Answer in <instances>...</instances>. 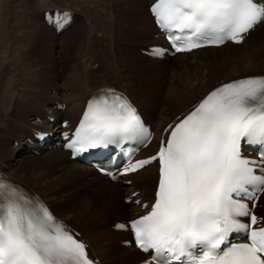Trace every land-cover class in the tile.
Returning <instances> with one entry per match:
<instances>
[{
    "label": "snow or ice",
    "instance_id": "1",
    "mask_svg": "<svg viewBox=\"0 0 264 264\" xmlns=\"http://www.w3.org/2000/svg\"><path fill=\"white\" fill-rule=\"evenodd\" d=\"M150 11L177 53L241 44L264 22L258 0H155ZM165 132L155 155L133 162L130 152L117 173L101 169L115 180L158 162L153 202L143 204L150 210L116 227L151 256L145 264H264V226L248 203L255 207L264 192V151L258 159L243 151L245 144L264 148V75L214 88ZM64 136L76 155L143 146L151 131L126 96L108 90L88 101L75 131ZM138 195L128 202L140 205ZM240 233L246 242H232ZM79 236L39 198L0 177V264H97Z\"/></svg>",
    "mask_w": 264,
    "mask_h": 264
},
{
    "label": "bare ground",
    "instance_id": "2",
    "mask_svg": "<svg viewBox=\"0 0 264 264\" xmlns=\"http://www.w3.org/2000/svg\"><path fill=\"white\" fill-rule=\"evenodd\" d=\"M38 1L39 3L37 5V8L44 5V0H38ZM87 1H93L98 5L105 4L104 0H87ZM147 1L148 0H143L142 4L138 6L136 0H131L132 8H131L130 16L131 15L139 16V14H142L143 7ZM2 2L3 0H0V6ZM11 3H13V0H8V4L6 5L5 3V5L8 6ZM69 3L71 4V2ZM82 5H83L82 3L79 4V7H81ZM54 6L56 5L54 4ZM14 7L12 9H14ZM71 7L73 8L72 4ZM1 9L2 7L0 8V128L6 131L7 134H9L11 137L15 136V141L13 140L14 141L13 146L14 144H16V146L14 147L17 148L22 155L29 157L25 159H18L16 163L13 164L12 166L1 164L2 163L1 161H3V159L7 155H9V151H8L9 144L5 140L0 139V162H1L0 173L6 175L7 177H9V179L15 181L16 183L22 184L27 189L39 195V197L43 199V201L46 203L50 211L53 212L61 220L66 222L65 219L67 218L65 217V215L67 214V212H69L70 216H68V218H72V220H76V223L82 222V224L80 225H77L76 223L74 224L82 229V231L79 230L78 231L81 233L82 238L85 239L87 243H89L91 254L93 253L101 261L102 264H131V263L137 264L139 261L144 260L145 256L139 254L132 247L125 248L119 245L120 242L124 240L125 237H127L126 235L128 234L126 233L121 234L118 232H114L112 230L106 232L104 231L103 227L100 226L99 224L100 222L106 223L107 220L112 217L111 219H114V222H112L111 225H114V223L117 221H121L123 219H128V218L130 219L137 216L139 213L141 214L142 212L140 211V206L136 208L133 204H131L128 210L127 205H125L123 202L119 203V195L121 197H128L133 192H139L138 193L139 195L136 196L134 199H141L142 202L151 199L153 189L157 183V167L149 166L147 168L142 169L139 172H136L128 179L132 181L131 184L129 186L122 187L119 186L118 184L109 182L105 177H101L95 174L93 170L83 166L82 164H79L78 162L70 161L68 158L69 156L68 153L66 154L67 158L64 159L65 152L61 151L60 149L57 150L51 148L50 150L52 152L48 153V151L44 152L45 150H47L46 145L40 146V144H37L34 147L35 150L38 149L40 153L42 152L47 153L43 155V157H46L44 159L46 160L45 164H49L47 166H51L52 164L58 165V167L56 166L54 167L53 175L45 174V172H43L42 174L38 173L36 174V176L33 175L27 178H22L24 180H19L18 177H15L14 175H17V173L21 171V168L27 166V163L31 162L29 158L32 157L30 155H26L23 152V148L27 147L26 139L27 138L32 139V131L34 129H37L38 127L37 119H40L42 121L43 119L46 118V116L55 117V119L61 118L62 120L63 119L71 120L72 123H75L83 112L86 100L91 96H96L97 94L109 89H117L129 95L131 101L138 107L139 111L142 112L143 116L145 117V121L152 126L153 130L157 134H159L161 132L160 131L161 129H163L166 125L172 122L173 119L179 116L178 115L179 113L181 114V112L185 113L189 111V109L198 100H200L203 96H205L214 86L220 84V81L223 80L224 82H227L230 80H235L248 76L264 75V73L262 72L255 73L260 71L261 69L250 68V67L247 68V66H244L243 62L245 58L240 57L241 53H234L232 56H229L228 53L227 54L221 53V55L219 56L213 55L212 59L206 57L208 55L215 54V51H219L220 49L222 50V48L228 45L232 46L233 47L232 49H239L243 47L246 48V44L248 41V40L246 41L247 38L243 41V43H241L242 45V46L240 45L241 47L233 46L227 43L217 49H201V50H196L194 52H190L188 54L175 55L172 60H175L177 57L181 59L175 60V61H179V63L178 64L176 63L172 67V69L175 71V73L179 75H176L174 80H172L174 77L170 80L171 82L170 84H168L167 91H164V87L162 86L157 90L156 87H153L154 85L152 86V84L150 83L149 87L151 89L150 94L152 95V100L150 105L146 107L144 105L146 104V101L145 100L142 101L143 96L142 97L139 96L133 78L140 79L141 76L144 74V72L140 70V68L142 69L141 65L144 64L143 66L145 68L150 69L152 72H156L159 69H161L163 65V64L158 65V62L162 63L164 60L158 61L146 56L143 53V51L146 50V47L145 48L142 47L143 50H140L142 57H138L135 54L136 52L134 51L135 49L134 47H136V40L138 41V38H143L144 35H146L147 37L149 32L157 33L152 20H151V27L149 28L148 26H146L147 29H142L141 32H140L141 29L140 27L138 28V30L136 27H128L130 28L129 35L131 36H128L130 39L128 40L126 39V40L128 42L130 40L132 43L130 42L128 43L126 42V40L124 41L120 37L121 40H118L119 41L118 45L120 49L118 50H115L114 48L115 43H113V47L111 46L112 42L114 41L113 39L115 38L114 37L115 32H113L110 28V21L108 22V25L104 26L105 21L102 20L103 25L101 26L100 31H102L101 34L106 36V39L104 41L98 40V45H100L98 60H100V58L103 59V57L106 58V60L107 59L110 60V62L105 61L108 64L107 69H105L106 72L101 71V72L93 73L92 77H89L90 75L89 76L83 75L81 77L80 74H74V73L68 74V76L65 79H61V78L58 79V77H56L55 79L57 80L50 82L48 85L45 84L47 80L46 78H45V82L43 80L39 84L34 80V77L31 75V73L28 70L29 68H31V64L29 60L27 61V58H26L27 63L24 60H21L19 62L17 60H15L16 62L12 61L13 58H11L10 56L11 53L13 54L14 51L17 49L16 47L18 46L17 44H19L20 41L22 40L20 35L21 33L19 34V32L22 31L18 32L17 30H14V27L17 28V26L14 25L12 26L11 23H9L10 21L8 22L10 25L7 23L8 21L7 19L9 17L7 14L8 10L6 11V15H5L1 11ZM35 10H36L35 12L38 13L42 9H35ZM52 10H65L73 15V21L67 30L55 34L51 29V32L55 36H58L59 38L65 33H68L70 29L73 28V25L76 21L79 22L82 19L85 20V18L87 17L86 11L79 12L77 10H72L67 7L53 8ZM45 11H50V10H43V12L41 13V21L43 26H46L49 29V27L44 23L43 20V14ZM102 15H104V18H107L105 14H102L100 12V16ZM134 19H138V17L137 18L135 17ZM146 20L149 21V19L147 18ZM27 22L29 21L27 20ZM263 25L264 22L259 23L258 27L255 28L253 32L249 33L247 37H250L252 33L258 31V29L261 28ZM138 32H140L139 36L136 37L135 34ZM64 45L65 44L63 43L62 45L63 49H64ZM153 45H157V44H148V46H153ZM127 46H130V48ZM29 48L27 47L25 51L28 52ZM190 55H191V59H193V61L191 62L185 59L186 56H190ZM111 61L114 64H112ZM138 62H141L142 64L137 65ZM134 63H136V66L133 65ZM21 65L26 66V68L22 66L23 69L25 68L26 70L25 74L24 72L21 71ZM227 67H229V70L225 72L227 70L225 68ZM167 68L170 69L171 66H167ZM128 71H132L133 75H135L136 77L131 75L129 76ZM212 71L216 73L211 74ZM261 71H264V69H262ZM78 73H80V71ZM13 74H15V77L13 76ZM223 74L225 75L223 76ZM100 76L101 78L98 80V77ZM212 79L214 81L213 85L211 83ZM145 81H148V79L146 78ZM24 87H26L27 89L26 88L24 89ZM57 87L64 88V90L66 89L69 92L67 95H65V98H63V100L61 98V95H58V93H57L58 96L56 95L57 97L56 96L53 97L46 94V91L48 89L57 91ZM46 96L53 98V101L51 104H49L48 109H45L46 108L45 106L40 105V102L44 100ZM160 100H164V105L161 109L155 104L156 102L158 104V101ZM57 104H64L65 109L63 111L54 110V107ZM50 107L52 108L51 111H50ZM12 109H14V113L16 115L13 117V119L20 127L19 131H17V128L14 127L13 125H9V122L6 121V118H8V114ZM150 109H152L153 111ZM174 110H179V112H177L176 114L174 113L172 116H169V113L171 114V112H173ZM47 111L48 112L50 111V114H48ZM30 116L31 117L33 116L32 121L29 120ZM49 128L50 127H44L43 129L47 130ZM56 128L58 127L53 126L52 130H55ZM156 150H157V144L156 142H152L149 146H147L146 152L143 154V156H150ZM56 158H58V160ZM55 160H57V163H54ZM45 168L44 170H46ZM66 182L71 183L73 185V189L75 188L78 189L79 194H86V195L96 194L97 196H100L101 199L105 198L106 201L105 200L101 201L99 199L98 201H100V203L97 202L98 204H96L92 202L91 200L93 199L92 196L88 197V199H83L81 196H79V199L81 201L75 202L76 197L78 196L71 189L72 187L70 188L69 186H61L64 185ZM108 188H112V189L109 190ZM82 190H85L86 192L83 193ZM62 192H64V194H62ZM45 194L50 195L52 199H46L44 196ZM262 196H264V192L261 195V197ZM70 201H73L74 203L71 204ZM52 203L63 205L62 209L59 210L54 208L52 206ZM97 208L98 210L95 211V209ZM63 210H66L67 212L64 213ZM93 210L95 212H93ZM108 210L111 213L110 218H107L105 215L106 211ZM262 213L264 214V209L262 210ZM68 220L69 219H67V221ZM88 226H91L93 232L92 229L90 230L88 228ZM113 236H120L121 238L119 240L117 239L116 241H113ZM115 246L118 252L117 254L118 256L114 255L113 253Z\"/></svg>",
    "mask_w": 264,
    "mask_h": 264
},
{
    "label": "rangeland",
    "instance_id": "3",
    "mask_svg": "<svg viewBox=\"0 0 264 264\" xmlns=\"http://www.w3.org/2000/svg\"><path fill=\"white\" fill-rule=\"evenodd\" d=\"M4 2L6 3V5L8 4V0H7V2H6V0H3L0 8L2 7L1 11L5 15H6V11L8 10L7 14L9 17L7 16L8 19L6 17V19L8 20L7 23L10 21L9 23H11L12 26L13 25L17 26V28L14 27V30H17L18 32L22 31V32H19V34L21 33L20 35H21L22 40L20 41L19 44H17L18 45V46H16L17 49L14 51L13 54L11 53L10 57L14 59V60L12 59V61L17 60L18 62L21 60H24L27 63V61L29 60V62L31 64V68H29L28 70L31 73V75L34 77V80L38 84L41 83L43 80L45 82V78H46L47 80H46L45 84L49 85L50 82L57 80V79H55L56 77H58V79L59 78L65 79L68 76V74H73V73L74 74H80L81 77L83 75H88V76L90 75L89 77H92L93 73H97V72H101V71L106 72L105 69H107L108 64L105 61L110 62V60H108V59L106 60V58H104V57H103V59H101L99 57L100 60H98V53L100 51V45H98V40L104 41L106 39V36L101 34L102 31H100L101 26L103 25L102 20L105 21L104 26L108 25V22L110 21V28L113 32H115L114 37L116 39L114 38L113 39L114 41L112 40L113 42L111 45L113 47V43H115V47H114L115 50L120 49L119 45H118V42H119L118 40H121L120 37L124 41L126 39L127 40L130 39L128 37V36H131V35H129L130 34V28H128V27H136L137 30L140 27L141 28L140 32L142 31V29H147L146 26H148L149 28L151 27V18H149L150 16H148L149 14H148V8H147L149 1H147L145 3V5L143 4L144 7L142 10V14H139V16L138 15H133V16L131 15L130 16L131 8H132L131 0H112V1L111 0H104L105 4H107V5H105V4L98 5L97 3L93 2V1H87V0H71V1L70 0H66V1L65 0H49V1L44 0V5L39 7V8H37V5L39 3L38 0H13V3L9 4L10 6L9 5L6 6ZM69 2H71L73 8L71 7V4ZM142 2H143V0H136V3L138 6L141 5ZM64 3H65V5H64ZM81 3L83 4L81 6L82 8L79 7V4H81ZM54 4L56 6H54ZM7 7H9V8H7ZM13 7H14V9H12ZM66 7L69 9H72V10H77L79 12H85L86 11L87 17L85 18V20L82 19L83 21L82 20H80L79 22L76 21L73 25V28H71L68 33H65L64 35H62L59 38L58 36H55L51 32L50 28L48 29L46 26H43L42 21H41V13L43 12V10H50L51 11L53 8H66ZM111 7H112V9H111ZM35 9H42V10H40L38 13H36ZM3 10H5V11H3ZM100 12L102 14H105V16L107 18H104V15L100 16ZM2 17H4V16H2ZM135 17L136 18L138 17V19H134ZM145 17L147 19H149V21H147ZM130 18H132V19H130ZM27 20L29 22H27ZM30 25L32 26V28ZM26 30H28V31H26ZM127 32H129V33H127ZM140 32L136 33L135 36L136 37L139 36ZM35 33H36V35H35ZM29 38H31V39H29ZM127 40H126V42H128ZM62 41L65 44L64 49L62 48L63 47ZM65 41H66V43H65ZM160 41H161V37L159 36L158 32L157 33L149 32L147 37H146V35H144L143 38H138V41L136 40V47H134L135 48L134 51L136 52L135 53L136 56L142 57L141 56L142 54L140 53V50H143L142 47L145 48L148 46V44H158ZM246 41H247V44H246V48L243 47L244 49L243 48L232 49L233 47L228 45V46L222 48V50L220 49L219 50L220 52L215 51V54H211V55H208L206 57L209 59H212L213 55L219 56V55H221V53H226V54L228 53L229 56H232L234 53H241V56L240 55L239 56L241 58H245L244 62H243L244 66H247V68H249V67L250 68H258L261 70L264 69V25L261 28H259L258 31H256L255 33H252V35L250 37H247ZM129 42L132 43L130 40H129ZM116 46H118V47H116ZM27 47L28 48L30 47L29 51L33 48L31 50L32 52L31 51L26 52L25 50ZM127 47L130 48V46H127ZM237 47H239V46H237ZM233 51H235V52H233ZM23 54H25V55H23ZM47 56H49V57H47ZM26 58H27V61H26ZM177 59H181V58L177 57L175 60H177ZM185 59H187V61H189V62L193 61V59H191V55L186 56ZM175 60H172V59H170L168 61L164 60L163 61L164 63L158 62V65H162V64L163 65H162V68L156 72H152L150 69L145 68L143 66L144 64L141 65L142 69L140 68V70H142V72H144V74L142 75L144 78L141 76L140 79H136V78H133V79L135 82L134 84L136 85V89L139 93V96L140 97L143 96L142 101H144V100L146 101V104H144L146 107H148L150 105L151 100H152V95L150 94L151 89L149 87L150 83L152 84V86L154 85L153 87H156L157 90L162 86V87H164V91H167L168 84H170V82H171L170 80L173 77L174 78L172 80H174L176 75H179V74L175 73V71L172 69V67L176 63L177 64L179 63V61H175ZM180 61H182V60H180ZM111 63L114 64L112 61H111ZM140 64H142V63L138 62L137 65H140ZM133 65L136 66V63H134ZM22 66L23 65H21V71L24 72V74H25L26 73V70H25L26 66H23V67H25L24 69ZM167 66H171V68L169 69V68H167ZM75 67H77V68H75ZM78 67H79V69H78ZM225 69H227L225 71V72H227L229 70V67H227ZM261 70L258 72H255V73H261V72L264 73V71H261ZM79 71H80V73H78ZM225 72H223V73H225ZM174 73H175V75H174ZM214 73H216V72H214V71L211 72V74H214ZM128 74H129V76L131 75V76L136 77L135 75H133L132 71H128ZM224 75L225 74H223V76ZM13 76L15 77V74H13ZM100 78H101V76L98 77V80ZM146 78L148 79V81H145ZM212 81H213V79L211 80V83L213 85L214 81L213 82ZM222 81H220V82H222ZM216 82H218V81H216ZM25 88L26 87H24V89ZM57 93H58V95H61V98L63 100V98H65V95H67L69 92L66 89L64 90V88H60V87H57V91H54L51 89H48L46 91L47 95H50L53 97H55L57 95ZM52 101H53V98L46 96L44 98V100H42L40 102V105L45 106L46 107L45 109H48L49 104H51ZM155 104H156V106L160 107V109H161L164 105V100H160V101H158V104H157V102ZM50 109H51V107H50ZM150 110H152V109H150ZM177 112H179V110H174L173 112H171V114L169 113V116H172L174 113L176 114ZM14 116H16V115L14 113V109H12L9 112L8 118H6V121L9 122V125H13L14 127L17 128V131H19L20 127L18 126V124L13 119ZM66 117H67V115H66ZM32 118H33V116L32 117L30 116L29 120L32 121ZM160 131H162V129ZM0 139L5 140L9 144V148H8L9 155H7L3 159V161H1L2 163L0 162L1 164L12 166L13 164L16 163V161L18 159H25V158L29 157V156L22 155L18 151V149L14 147V146H16V144L13 146V142L15 141V136L11 137L9 134H7L6 131H4L1 128H0ZM45 152H47V151H45ZM50 152H52V151L48 150V153H50ZM44 154H47V153L43 152L39 155H34V156L30 157L29 159L31 160V162L27 163V166H24L23 168H21V171L19 173H17L18 176L17 175H14V176L18 177L19 180H24L22 178H27V177H30L33 175L36 176V174H38V173L42 174L43 172H45V174H52L53 175V169L55 166L58 167V165L52 164L51 166H47L49 164H45L46 160H44V159L46 157H43ZM66 154L67 153L65 152V158L64 159L67 158ZM28 155H30V154L28 153ZM56 159L58 160V158H56ZM57 160H55L54 163H57ZM44 168L46 170H44ZM19 175H20V177H19ZM153 185H154V183H153ZM61 186H69L70 188L72 187L71 189L78 196V197H76L75 202L81 201L79 199V196H81L83 199H88V197L92 196L93 199H91V200L93 203H96V204L100 203V201H98L99 199L101 201L105 200V198L101 199V197L97 196L96 194H93V195L79 194L78 189H76V188L73 189V185L69 182H66L64 185H61ZM108 189L111 190L112 188H108ZM82 192L85 193L86 191L82 190ZM62 194H64V192H62ZM44 196L46 199H52V197L48 194H45ZM123 198L124 197H121L119 195V203L122 202ZM262 201L264 202V196H262ZM70 203L72 204L74 202L70 201ZM52 206L54 208L60 210V209H62L63 205L52 203ZM130 206H131V204L127 205L128 210H129ZM263 209H264V204H262V207L259 209V211L262 213ZM97 210H98V208L95 209V211H97ZM63 211H64V213L67 212L66 210H63ZM95 211L93 210V212H95ZM105 215L107 218H110L111 217L110 211L109 210L106 211ZM68 216H70L69 212H67V214L65 215V217L67 219H69L68 221H67V219H65L66 222L69 225H71L73 228H75L76 230L82 231V229L79 228V226H76L74 224V223H76V220H72V218H68ZM111 218L108 219L106 223L100 222V224H99L100 226L103 227L104 231H106V232H109V230H112L111 223L114 222V219H111ZM73 221H75V222H73ZM96 222H98V221H96ZM76 224L80 225V224H82V222L76 223ZM88 228L90 230L92 229L91 226H88ZM92 232H93V229H92ZM120 236H122V235H120ZM120 236H113V241H116L117 239L119 240L121 238ZM115 252H117L116 246L114 247L113 253H114V255L118 256L117 255L118 252L117 253H115Z\"/></svg>",
    "mask_w": 264,
    "mask_h": 264
}]
</instances>
